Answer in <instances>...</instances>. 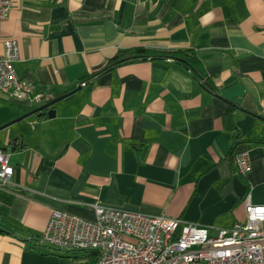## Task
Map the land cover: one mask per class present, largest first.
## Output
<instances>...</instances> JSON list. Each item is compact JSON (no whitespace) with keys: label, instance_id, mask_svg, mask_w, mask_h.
<instances>
[{"label":"crops","instance_id":"1","mask_svg":"<svg viewBox=\"0 0 264 264\" xmlns=\"http://www.w3.org/2000/svg\"><path fill=\"white\" fill-rule=\"evenodd\" d=\"M13 1L0 55L18 40L16 72L46 97L30 104L0 90V147L14 166L0 188V264H89L90 253L37 242L56 209L94 219L100 201L230 228L246 219L248 194L264 203V0ZM138 46L194 50L215 90L172 59L82 82ZM80 85L55 117L3 128ZM231 152L249 154L248 175Z\"/></svg>","mask_w":264,"mask_h":264},{"label":"built area","instance_id":"2","mask_svg":"<svg viewBox=\"0 0 264 264\" xmlns=\"http://www.w3.org/2000/svg\"><path fill=\"white\" fill-rule=\"evenodd\" d=\"M14 5L13 0H0V22L8 18ZM20 57L18 40L7 39L0 55V90L17 101L41 104L44 93L35 92L33 84L16 72L14 62ZM236 164L240 174L248 175L252 167L249 154L236 155ZM13 175L10 154L0 147V188L11 185ZM93 208L94 219L54 210L41 244L95 252L94 264H264V203H253L249 194L246 219L230 228L124 210L100 201Z\"/></svg>","mask_w":264,"mask_h":264},{"label":"trees","instance_id":"3","mask_svg":"<svg viewBox=\"0 0 264 264\" xmlns=\"http://www.w3.org/2000/svg\"><path fill=\"white\" fill-rule=\"evenodd\" d=\"M160 59H172L191 68L201 80H203L205 77V74L202 72L201 60L198 57L197 53L192 49L167 51V50L150 49L144 46H138V47L119 50L112 58H110L107 61V63L102 68L92 72L91 74L83 78L82 82L93 83L101 75L109 71H112L118 66L126 63L144 61V60H160ZM204 80H205L204 84L206 86H208L212 90H215L214 84L210 82L209 79L206 78ZM33 109L34 108H32V110ZM47 110L48 108L43 110L41 117L47 116ZM239 141H240V135L236 133L234 145ZM231 155L234 157L236 161V154L234 155V153L231 152ZM0 232H6V231L0 228ZM36 240L38 243L39 242L41 243V239L38 238ZM29 243L31 244V242ZM90 257H91V262L89 264H94L96 261V253L95 252L91 253Z\"/></svg>","mask_w":264,"mask_h":264},{"label":"water","instance_id":"4","mask_svg":"<svg viewBox=\"0 0 264 264\" xmlns=\"http://www.w3.org/2000/svg\"><path fill=\"white\" fill-rule=\"evenodd\" d=\"M81 87H82V85H80L78 88H76V89H74V90H72V91H70V92H67V93H65V94H63V95H61V96H59V97H57V98H55V99H53V100H51V101H48V102H46V103H44V104H42V105H40V106L34 108L33 110L27 112V113L24 114L23 116H20L19 118L13 120L12 122H9L8 124H5V126H3V128H4V127H7V126H9V125H11V124L14 123V122H17V121H20V120H22V119H25V118H27V117H29V116H31V115H34V114L41 115L42 112H43V110L46 109V108H48V110H47V115H48L49 117H51V118L55 117V116H56V109L53 108L52 106H53L55 103H57L58 101H60V100H62V99H64V98L70 96L71 94L75 93L78 89H81Z\"/></svg>","mask_w":264,"mask_h":264},{"label":"rangeland","instance_id":"5","mask_svg":"<svg viewBox=\"0 0 264 264\" xmlns=\"http://www.w3.org/2000/svg\"><path fill=\"white\" fill-rule=\"evenodd\" d=\"M15 108H17L18 109V107L17 106H15ZM20 116H18V117H16L15 119H17V118H19Z\"/></svg>","mask_w":264,"mask_h":264}]
</instances>
